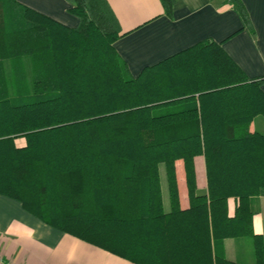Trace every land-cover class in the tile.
I'll list each match as a JSON object with an SVG mask.
<instances>
[{"label":"trees","instance_id":"16d2710c","mask_svg":"<svg viewBox=\"0 0 264 264\" xmlns=\"http://www.w3.org/2000/svg\"><path fill=\"white\" fill-rule=\"evenodd\" d=\"M65 1L74 27L0 0V194L137 264H242L213 251L240 236H250L254 262L264 264L262 236L251 229L264 197V131L248 129L264 120V75L245 76L220 43L203 39L131 76L112 46L121 34L107 1ZM159 1L170 17L175 0ZM221 2L251 33L241 1ZM196 155L205 168L200 194ZM177 159L183 209L174 207Z\"/></svg>","mask_w":264,"mask_h":264},{"label":"crops","instance_id":"0c3cea01","mask_svg":"<svg viewBox=\"0 0 264 264\" xmlns=\"http://www.w3.org/2000/svg\"><path fill=\"white\" fill-rule=\"evenodd\" d=\"M67 27L77 18L68 13L65 0H16ZM121 34L112 44L131 76L203 39L220 43L223 52L247 77L264 75V0H240L249 19L251 33L230 4L221 0H175L171 16L163 12L159 0H106ZM264 92V83L260 85ZM263 127L261 119L249 123V131ZM258 130V129H257ZM260 131V130H258ZM264 131V130H263ZM260 131V132H263ZM17 147L24 139H14ZM194 191L205 193V168L202 155L193 157ZM176 203L188 206L184 171L180 159L174 162ZM161 210L171 208L165 170L157 164ZM236 200L226 199L231 215ZM264 197H258V212L251 217L252 233L260 234L264 250ZM215 254L230 261L255 264L250 236L225 237L214 245ZM0 259L2 264H137L80 240L42 222L24 210L20 202L0 194Z\"/></svg>","mask_w":264,"mask_h":264},{"label":"rangeland","instance_id":"374dc122","mask_svg":"<svg viewBox=\"0 0 264 264\" xmlns=\"http://www.w3.org/2000/svg\"><path fill=\"white\" fill-rule=\"evenodd\" d=\"M257 119H261L263 122H264V120L261 118V117H256ZM256 129H258V130H260V131H263L264 130V125H263V127H261V125H260V127L258 126V124H256Z\"/></svg>","mask_w":264,"mask_h":264},{"label":"built area","instance_id":"2783aa9c","mask_svg":"<svg viewBox=\"0 0 264 264\" xmlns=\"http://www.w3.org/2000/svg\"><path fill=\"white\" fill-rule=\"evenodd\" d=\"M0 264H2V263H1V259H0Z\"/></svg>","mask_w":264,"mask_h":264}]
</instances>
